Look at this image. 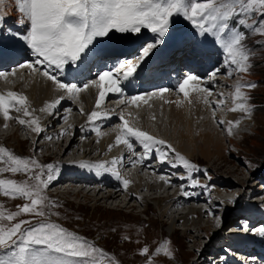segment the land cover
Listing matches in <instances>:
<instances>
[{"label": "snow or ice", "instance_id": "6c2138e0", "mask_svg": "<svg viewBox=\"0 0 264 264\" xmlns=\"http://www.w3.org/2000/svg\"><path fill=\"white\" fill-rule=\"evenodd\" d=\"M12 11L18 13L13 21L15 29L7 23ZM175 17H182L190 22L200 36L206 40L211 37L209 42L222 48L226 56L224 66L231 69L229 76L232 72L247 73L250 70L251 52L245 37L248 34L264 36V0H0V37L7 35L22 42L33 56L32 60L18 64L17 67L28 68L31 73L51 81L57 90L64 92L67 97L77 99L81 93L92 88L97 89L94 109L88 114V121L92 123L102 116L108 117V112L100 110L108 93H123L124 82L129 81L165 42ZM143 30L149 31L153 36L140 47L138 56L134 55L132 59H117L114 65L99 71L96 79L82 86L61 82L53 74L57 70L63 72L65 66H75V71L79 73L90 71V65L97 62L98 58L108 57L103 43L112 40L113 33L124 34L118 37L120 40L134 42L140 39L139 34ZM132 34H136L134 39ZM6 54L11 55L12 52H6L0 41V58ZM116 64L119 67H116ZM125 68L126 70L121 72V69ZM220 72V68H215L209 75L214 79ZM14 74V70L0 71V78ZM204 83L207 82H203L202 77L189 72L181 78L176 90L186 99L190 92H207L208 96H211L212 91L205 87ZM255 87V83L238 80L232 95L234 107L230 111L239 110L250 115L253 106L249 103V95L242 89ZM167 91L170 89L163 88L150 95L162 96ZM220 96L221 99L216 102L217 107L224 103L223 94ZM64 99L65 95L58 96L47 102L40 111L51 116ZM141 99L143 97L140 95L132 96L130 103L136 105ZM205 103L212 102L205 99ZM13 111H22L23 116L30 119L13 117ZM67 111L70 112L71 109ZM81 112L83 113V109ZM0 115L5 121V126L10 119H16L20 125H27L37 135L44 131L39 117L32 115L28 97L22 93H0ZM120 120L122 123L118 126L119 134L115 137L116 145L127 146L135 155L133 141H136L144 150L143 156L135 161L130 160L129 163H142L156 153L160 163L168 161L174 168L182 166L189 173L187 178L192 180L191 186H198L191 176L192 172L198 170L196 165L176 152L167 141L136 127L123 114ZM218 123L222 124L223 121ZM239 123L240 121L230 122L229 134L232 127L238 126ZM99 134L97 131V135ZM111 147L112 145H109V150ZM172 153L174 157L169 160ZM123 160L124 157L121 156L113 157L111 161H82L78 166L100 173L111 172L127 189L130 181L122 178L117 170ZM0 164L5 165L0 167V174L25 173L29 177L23 182L0 179V195L27 201L22 206L18 205L16 211H5L3 205H0V264H119L113 253L47 218L48 215H58L51 212V209L58 205L45 194V190L58 177V165H42L33 157H20L5 147H0ZM180 178L185 179L183 176ZM160 179L164 180V177ZM23 214H32L44 219L35 225L29 220L16 221V218ZM209 215L215 213L209 212ZM250 230L264 237V225ZM161 252L168 258L173 255L167 242L155 249L156 254ZM148 253V247H144L140 252L141 255Z\"/></svg>", "mask_w": 264, "mask_h": 264}, {"label": "rangeland", "instance_id": "374dc122", "mask_svg": "<svg viewBox=\"0 0 264 264\" xmlns=\"http://www.w3.org/2000/svg\"><path fill=\"white\" fill-rule=\"evenodd\" d=\"M178 19L179 20L177 24L185 21L182 17H178ZM245 39L246 44L251 52V67L249 73L254 78V81L251 83L256 84V87L252 88V90L249 92V102L253 106V111L250 115H239L238 118L233 119L229 117V113L226 111L227 105L231 106V108L233 107L230 100L224 98L223 105L218 107L214 106V103H208L209 106L212 105L210 112H212L213 114V117L210 119L211 124L208 127L209 129H212L213 133H215L219 137L222 136L221 144L224 147V150H222L224 156L219 157L214 153L208 157H205L199 154L197 151H195L192 157H188L184 154L183 156L187 160L195 159L197 161L206 163L208 165V168L216 174V177L209 181V183L207 184V186H211L203 187V189H207V192L212 196V198H216L215 195L217 192V187L223 189L224 185H229V191H222L224 194L219 197L220 202L215 199V201L218 203H221L223 201L225 203L229 202L231 204V206L230 204H228V206L226 204L227 207L223 206L226 213L228 211V213L234 211L235 213L250 216V213H246L249 212L250 209L239 208L243 200L249 197V194L250 196H256L255 198H253V202L249 205V207L256 209H258L259 207L261 209H264V204L261 205V201H257L264 199V187H262V185H264V36L257 34H248L246 35ZM137 47L138 48H136L135 51L136 53H139V49L141 46ZM214 64L215 66L222 65L221 62H219L218 60H216ZM28 74L30 75V73ZM222 75H224L223 79L228 80V85H218V87H215L216 85H214L211 88V91L215 90V93L212 91V95L209 96L210 98L207 99L208 101L219 102V100L221 99L220 96L218 97L219 93H226L229 88L234 89L233 84L234 82H236V75H232L230 78L227 76V72H224ZM17 76V79L5 82L1 80V83H7V85L11 87H16V85H20V88H22L23 91L27 90L29 87V82L25 80L22 75L18 74ZM201 76H203V74ZM93 79L90 78L86 80H88L89 82ZM80 82L81 81H78L77 84H80ZM169 93L173 94V92H168V94ZM107 98L110 97H106V99ZM76 101L75 102L77 103L78 109L73 108L70 112H74L76 119H80L82 118V116H84V113L81 112V106L83 105H81L82 102L79 99H76ZM70 102L71 104H73L74 99L70 100ZM104 102L102 103V106L103 104H105ZM149 102L152 103L153 101ZM188 105L191 108V103L189 101L185 103V107L187 108L185 114L191 120L193 135H196L197 132L195 131V127L202 122V120L204 119V114L201 113V116L191 117L189 113L191 109L187 107ZM140 109L142 111L129 109L130 112H136V114L139 113L138 115L141 118L140 119L139 117L135 116L133 118L131 115V118L133 120L131 118L130 119L132 120L133 124L138 127L141 121L144 123L146 122V124L148 125L146 127L149 130H152V132L155 131L154 133H162L164 135L168 134L166 135L168 138H166L170 140L169 137L171 133V126L169 124V105L167 103L165 104L164 102L160 103V99H157V101L154 102V105L151 104V108H148L144 105L140 106ZM65 110L66 108H63L61 112H58L56 110L55 114L50 116V120L53 121V124H50L48 127L45 126L47 130L52 131V129L56 127L58 122L64 120L65 117H69V113L67 112L63 118H58V114L63 113ZM232 112L240 114L241 111L237 110ZM15 113L21 114L23 116V112ZM215 114H218L220 117L219 119L218 117L216 118L217 121L215 120ZM127 116L130 117V115H126V117ZM249 116H252V121L247 123L246 120L249 119ZM136 121L139 122V124H137ZM218 121H223V123H218ZM235 121H240L238 126L232 127L231 130L232 132H234V135H236V145L233 142H229V140L227 139V137L231 136V134L229 135L228 132V129L231 126L230 122ZM12 122L13 124L7 123V126H5V124L0 125V142L8 146V150L11 151L13 154H16L20 157H33L42 165L50 163L53 159L61 160L65 158H77V156H85V158H99L100 160L108 158V156L110 155L108 149H87L85 153H79L78 155H76V157H70V155L66 153L64 155H60V158L57 155L59 151H56V154L52 153L53 149L51 146H40L42 142H47L45 141V139L47 138H45L44 136L45 131H43L40 136L37 135V137H39L36 140L29 139L26 135L27 131L25 125H21L19 128H17V130H15L16 120L14 121L13 119ZM253 122H255V126H252ZM155 123L157 124L156 126ZM242 123L246 126H243L241 128L243 134L238 135V129L242 126ZM103 127L104 129L102 130V132L107 134V138L105 139L107 141L110 138L108 134L115 133L116 131L112 128L109 129V127L107 126ZM13 130L15 131V136H11L13 134ZM73 131V129L68 130V132L66 133L68 138L70 137V133ZM49 132L50 131H48V133ZM87 136V142H90L93 147L98 146L99 141H101V138L93 139L92 134ZM80 137L81 136L79 135V138ZM65 141L66 140H62V143L60 142L61 147L66 143ZM80 141L81 140L78 139L77 145H80ZM135 142L136 141H133L134 145H136ZM169 143L171 145L173 144L177 152L181 153L175 145L174 141H171ZM33 146L35 148H33ZM55 148L59 150L57 147ZM113 148H116L115 145ZM124 149L126 150L125 145ZM167 163L170 164V167H172L171 163H169L168 161ZM158 165L162 167V169H166L167 167L165 163H159ZM3 166L5 165L0 164V167ZM178 168L182 170L184 169L182 166L175 167L172 168L173 172H170V174H157V176L164 177L165 179L169 180L177 179L179 181H182V183H174V185H172L170 188L168 187V190H163L157 185L156 188L155 186L154 188H148L147 184L151 185L152 180L154 179V174L146 172V176L148 178H142V180H139V178H134L135 180L133 181L137 184H144L136 191L138 197H134L133 195L129 194L126 200L123 194L116 198L104 197V199H100V196L107 195V193L105 192H99V195L96 198H94L93 196L91 197L90 195L89 197H85L83 193L86 192L85 190H87L88 187L86 189L84 188L82 192L77 193V191L83 184L76 181L75 183L69 182L70 184L68 182L63 181L59 182L58 180L64 178L62 174H60L58 175L57 179L53 181L54 183H51L48 189L45 190V194L52 201H54L56 205H58L57 207L51 209V212L57 213L58 215H48L47 218L51 221L64 225V227L67 229L69 228V226L75 229L79 234H82L85 238L93 241L97 246L105 249L109 253H113L117 257V259L122 262V264H149L150 259L151 264H198L200 263V260H206V255L208 254V252H213L214 250H217V248L215 247L211 249L210 241L212 242L211 245L213 247V244L215 243L214 241L219 239V235L223 234V232H220V230L222 226H224V224H222L218 229H212L211 224L206 222L207 218L205 216L207 215H205V213H200L197 221L193 223L191 222V220L195 218L193 217L195 215H188L189 221L186 222V224L184 225L182 223V220L180 218L177 219L178 216H176L174 223L170 227H167V225H170L171 223V218L166 215H161V212L160 210H158V207L154 204V201L157 197L162 199L167 195L171 196L175 191L180 193L181 190L178 188H180L181 185H183V187H192V182H190V184H185V179L180 178L184 173L179 172ZM233 170L235 171L233 172ZM1 175H4L6 179H14L18 182H23L29 179L28 175L25 173H2ZM158 182L161 183L163 187L169 186V183H166L164 186L162 180L160 182V179H158ZM197 185L204 184L197 183ZM200 188L202 187L200 186ZM200 188L196 189V191L198 192ZM1 196L3 195H0V197ZM146 197L147 200H141V198ZM181 201L184 202L183 204L185 205L190 204L194 205L195 207H205V204H196L194 200L181 199ZM26 202L27 201L23 198L12 199L5 196H3L2 199L0 198V205H3L5 211H16L18 205L22 206ZM208 202L213 201L211 199ZM179 204L180 203H173V207L171 209L179 212L185 211V209L179 206ZM131 205H134V207ZM148 205L150 206V208H146ZM235 205L237 206L236 208L233 207ZM45 211L47 212L48 210L46 209ZM257 213L258 212H255V214ZM176 214L177 212L175 213V215ZM191 216L193 217V219L191 218ZM20 219L29 220L31 221L32 225H35L42 218L35 217L32 214H23L17 217L16 221ZM230 219L232 218L227 217V220ZM252 224L255 225L254 222ZM201 226L203 228H201ZM206 226H208L209 228L205 229ZM164 242H167V246L173 254L171 258L165 256L163 252L159 254L155 253V249L160 247V245ZM144 247L149 248V253L141 255L140 252ZM198 247H200L199 250L201 251V253L197 254L196 256V253L192 250H197ZM199 256L202 258L196 262V259Z\"/></svg>", "mask_w": 264, "mask_h": 264}, {"label": "bare ground", "instance_id": "6f19581e", "mask_svg": "<svg viewBox=\"0 0 264 264\" xmlns=\"http://www.w3.org/2000/svg\"><path fill=\"white\" fill-rule=\"evenodd\" d=\"M17 15H18V13L16 11H12L11 17L9 18V20L7 22L9 25H11L13 27V29L16 28V25L13 23V21L16 19ZM194 33H196V34L194 35ZM187 35H191V37H193V36H197L199 34H198V31L190 30V31H187ZM185 37H186V33H185ZM209 38H210V40L212 39L211 37H209ZM0 39H1V41H3L2 43H5L7 45H11L13 47L23 46L22 42L13 40L11 37H8L7 35H5L3 37H0ZM138 43H139V40L136 42V46H135L136 48H138L137 47ZM145 43H146V41H143L141 43V46L144 45ZM163 45H164V43L161 44L159 46V48L161 46H163ZM207 49L208 50H212L213 53H215V56H213L212 59H210V60L207 59V58L199 59V63L202 64L203 66L198 68V69L197 68H194V69L192 68V70H195L196 74H201V75L203 74V82H207V83H204L207 88L209 87L210 90H211V88L214 85H216L215 87H218V85L227 86L228 83H229L228 80H225L223 78H220V79L219 78H214L213 79L209 75L210 72L213 69H215V67L219 68L220 65L215 66L214 63H215L216 60L221 62L220 61V57L222 59V62H221L222 65L220 66L221 72H220V74H218L219 76H221L224 72H227V76L229 78L232 75H236V82L238 80L242 81L244 83H251V82L254 81L253 80L254 78L250 75L249 71L247 73L232 72L231 76L228 75V73L231 71V69L226 68L224 66V62H225L226 56L223 53L222 48L219 45L210 43V46ZM157 50H155L154 54L151 56V58L147 60V61H150V64L148 65L147 69L150 70L151 73H152V69L157 64V61H158L157 57L154 58ZM137 54L139 55L138 52H137ZM27 70H29V69L24 68V69H21V70H19L17 72H19V75H22V77H24L25 80H27L29 82L28 89L23 91L22 88H20V85H16V87H17V92L22 93V94H24V95H26L28 97L29 107H30V110H32V115L35 116V117H39L40 124H41V126L43 127V129L45 131L44 136L46 138L51 137L50 139H45V141H47V142H42L41 145H40L41 147H49V146H51L52 149H53L52 153L56 154L57 153L56 151H59V153H57L58 157H60V155H62V154L63 155L66 154V153L68 155H70V157H76V155H78L79 153H85L87 151V149H92V150H94V149H99V150L108 149L109 150V145H113V147L115 145L116 148L112 147L111 150H109L108 152H110V156H113V157H116V158H119V157L123 156L124 160H123V163L121 165L129 164V161L132 160V156H137V158H138V157H141V156L144 155V150L143 149H142L141 153H139L137 155L136 154L134 155L133 152L130 151L128 148L125 150L124 149V145L117 146L116 143H115V137L117 136L116 133L108 134L110 136V138L106 141L105 139L107 138V134L102 132V130L104 128H102V129L99 128L98 129L94 125L93 122L90 123L88 121V111H92L94 109L95 98H96V96L98 94V90L95 89V88H92V89H90L88 91H85V92L81 93L79 95V98H77V99H79L82 102L81 105H83V106H81V109H83V113H84L83 114L84 116H82V118L76 119V117L74 115V112H70L69 113L70 119L69 118L68 119H64L63 123H61V124H60V122H58L59 125H56L55 128L53 127L54 129H52V131L51 130H47L46 127H48L50 124L52 125L53 121L50 120V115H48V113L40 111V109L43 108L47 102H51L52 100L56 99L58 96L65 95V99L63 101H61L60 105L56 109L58 112H61V110H63V108L66 105H73L72 109H73V107L78 109V106H77V103H76L77 101H76V99H74V103L71 104L70 100H73V98H69V97L66 96V94L64 92L57 90L56 86L51 81H48L46 78L40 76L39 74H33V73H31L30 70L29 71H27ZM27 72L28 73L30 72V75ZM16 73L14 75H9V76L3 78L2 81L5 82V81H10V80L17 79L18 76H17ZM83 73H79V74H83ZM149 74L150 73H147L146 76L149 75ZM136 76H137V73H135L132 78H134ZM93 78L96 79L97 77H92V79ZM86 79H88V78H85V76L79 78V81H81V82H80V84H78V86H82L84 83H87L88 80H86ZM236 82H234L233 86H235ZM164 84H165V82H164ZM1 90H3V89H1ZM137 90L138 89H133V88L126 89L125 88V89H123V93L124 92L128 93L129 91H131V92L136 91L137 92ZM234 90L235 89H233V88H229L226 93H223V92L219 93L218 97L220 96V94H223V99L225 98V99L230 100L231 104L234 107L233 100H232V95L234 93ZM242 90L246 91L247 94L249 95V92L252 89H242ZM168 92H171V93L173 92V94H170V93L168 94ZM213 92L215 93V90ZM119 95H121V94L108 93V95H107V97H110L111 100H112V101L110 100L111 103H110V101H109V103L114 107V111H120L125 106L126 103L130 102L129 101L130 100L129 96L124 95L123 98H120ZM137 95L142 96L144 94H143V92H141V93H138ZM174 95H176V96H174ZM158 97H160V100H162V103L164 102L165 104L167 103L169 105V118H170L169 124L171 126V133H170L169 139L172 142L173 141L175 142V145L177 146L178 150L182 154L187 155L188 157H192L193 154L195 153V151H197L199 154H201L202 156H205V157H208V156H210V155H212L214 153L216 155H218L219 157L220 156L221 157L224 156L223 153H222V150H224V147L221 144L222 143V136L219 137L218 135L213 133L212 129H209V127H208L211 124L210 123V121H211L210 119L213 117V114H212V112H210V109L212 108V105L209 106L208 103H205V99L210 98L208 96L207 92H206V94H205V92H201V93L190 92L189 93V97L186 99L182 93H179L177 90H171V91L165 92L162 96L158 95L157 98ZM116 98H117V100H116ZM143 100H144V97H143V99L139 100L138 103H141ZM188 101L191 103V108L189 107V105L187 106V107H189L191 109L190 112H189L191 117L201 116L202 115L201 113L204 114L203 115L204 119L202 120V122L195 127V131L197 132L196 135H193L191 120L185 114L186 109H187L185 107V103H187ZM216 102L217 101H213L212 102V103H214V106H216ZM105 105L106 106H102L101 105V108L105 107V109L108 110L107 104H105ZM230 109H231V106L227 105L226 111L229 113V117L230 118L236 119V118H238L239 115H243V116L245 115V113H242V112H240V114H237L236 112L230 111ZM66 113H67V110H65L61 114H58V118L59 119L63 118L66 115ZM130 113L133 114V116L140 118V116L138 115L139 113L138 114H136V112L135 113L130 112ZM11 114L13 115V117H20V118H24V119H30V117H24L21 114L15 113V111H13ZM131 114H130V117L127 116L126 119H129L130 122L133 124V122H132L133 119L131 118ZM126 115H128V112L126 113ZM215 117L216 118L218 117V119L220 118L218 114H215ZM251 118H252V116H249V119L246 120V122L247 123L251 122L252 121ZM12 120L7 121V123H12L13 124ZM15 120L16 119H14V121ZM109 123H110V119H106V121L103 124H109ZM3 124H5V121L3 120L2 115H0V125H3ZM88 124H90V125H88ZM15 125H16V127H15L16 129L15 130H17V128H19L21 126L17 122V120L15 122ZM156 125L157 124L155 123V126ZM146 126H148L146 124V122L144 123V122L141 121L140 125L138 127L141 128V129H144V127H146ZM243 126H246V125L242 123V126L239 127V129H238V133H239L238 135H242L243 134L242 131H241V128ZM252 126H255V122L252 123ZM25 127H26V131H27L26 135H27V137L29 139H33V140L35 139L36 140L41 135V134H39V136L37 137V134L32 132L31 129L27 125H25ZM69 129H73L74 133L71 132L73 134L70 133V137L68 138L66 133L68 132ZM48 131H50V132L48 133ZM97 131H99V133H100L99 135H97ZM150 131H152V130H150ZM250 131H251V128H250ZM90 134H92L93 139L101 138V141H99L98 146H94L93 147L90 142H87V139H88L87 135H90ZM7 135H8V133H7ZM79 135L81 136L80 138H79ZM166 135H168V134H166ZM11 136H15V131L14 130H13V134ZM78 139L81 140L80 141L81 142L80 145H77ZM227 139L229 140V142H233L236 145V143H237L236 139L237 138H236V135H234V132H232L231 136L227 137ZM62 140H66L65 141L66 143L61 147V143H62L61 141ZM135 144H136V145H134L135 150L142 148L138 144V142H135ZM55 147H57L59 150H57ZM33 148H35V147L33 146ZM113 157H111V160H112ZM153 157H154V154L149 156L147 159L143 160L142 163L140 162V164L142 166H147L149 164V161ZM96 159H97V161L103 160V159L99 160V158H96ZM104 159H106V158H104ZM223 165H224V163H223ZM152 170H153V174H154V179L152 180L153 186H152V183L150 182L151 185L147 184L148 188H154V186L156 188V185H157V186L161 187L163 190L164 189L168 190L172 185H174V183H176V184L182 183V181H179L177 179L169 180V179H165L164 178V180H162V183L165 186V184H166L165 181H169L168 182L169 186L163 187V185L158 182V179H160V176H157L158 173H156V172L163 171L164 168L162 169V167L157 165V166L153 167ZM234 171L235 170H233V172ZM60 174H62L63 177L73 176L72 179L74 181H76V182H80L81 181L80 183H82L83 185L79 188V190L77 189L78 190L77 193L82 192V190L84 188L86 189L88 187V189L85 190L86 192L83 193V195L85 197H89V195H90L91 197L93 196L94 198H96L99 195V192L107 193L106 196H100L99 197L100 199H104V197L116 198L118 196H121L122 194L124 195L125 200H126V198H127V196L129 194L133 195L134 197H138V195L136 194V191L141 186L144 185V184L141 185V183L137 184V183L133 182L134 180L132 179V180H130L131 182H130V184H129L127 189H125L122 186H117V180L118 179L111 172H108V173H97L93 177H85V178H84L83 175H79L78 173L69 174V176L65 172L64 173H60ZM60 174L58 173V175H60ZM139 177H140L139 180L140 179L142 180V178L143 179L148 178V177H141V176H139ZM155 177H156V179H155ZM160 182H161V179H160ZM52 183H54V182H52ZM147 185H145V186H147ZM198 188H200L199 185L197 187H188V186H184L183 188L180 187V188H178V189L181 190L180 193L175 191L171 196L167 195L166 197H164L162 199L158 198V197L155 199L154 204L158 207V210H160L161 215H166V216H169V218H171V221H170L171 223H170V225H167V227H170L174 223V220H175L176 216H178L177 219L180 218L182 220V223L184 225V224H186V222L189 221L188 215H190V214L192 216L195 215V216H193V217H195L194 219L191 216V218L193 219V220H191V222L193 223V222L197 221L200 213H202V214L205 213V215H207V216H205L207 218L206 222L212 224V220H213L215 215H209V212H214L216 214L217 211L219 210L218 208H220V206L227 207L228 204H230L229 202L225 203V202L222 201L221 203H218V202L215 201V199L218 200V201L220 200L219 197L224 194L222 191H229L230 190L228 184L224 185L223 189L222 188L220 189V187L216 188L217 189V192H216V195H215L216 198H212V196L207 192V189H203V187L200 188L199 191L197 192L196 189H198ZM257 191H259V190H257ZM206 192H207V194H206ZM91 194H93V195H91ZM133 196H131V197H133ZM0 198L2 199L3 196H1ZM181 199L194 200L196 204H198V203H201V205L205 204V207H201V206L195 207L194 205H190V204L185 205V204H183L184 202H182ZM208 199L209 200L212 199L213 202H208L209 201ZM97 200H99V199H97ZM141 200H143V201L147 200V197L146 198H141ZM257 201L260 202L262 200H257ZM185 202H187V201H185ZM129 203H130V201H129ZM173 203H176V204L180 203L179 206L184 208L185 211L179 212V211L172 210L171 208L173 207ZM226 204H227V206H226ZM131 206L134 207V205H131ZM230 206H231V204H230ZM148 207L150 208L149 205L146 208H148ZM233 207L236 208L237 206L235 205ZM169 211H171V212H169ZM176 212H177V214L175 215ZM255 212H258V213L255 214ZM260 212L263 213V214H261ZM241 213H244V212H241ZM246 213H250L251 214L252 222H254L255 225L256 224H264V209H256V208H252L251 207L249 212H246ZM202 226H205V225H202ZM202 226H201V228H203ZM186 228H183V229H186ZM206 228H209V227L206 226L205 229ZM218 228H216V229H218ZM216 241L217 240L214 241L215 243L213 244V247L211 245L212 242L210 241L211 249L214 248V247L218 248V246L216 244ZM199 249H200V247H198L197 250H195V249L192 250V251H194L196 253V256H197V254L201 253V251ZM216 251L217 250H214L213 252H216ZM201 258L202 257H200V256L197 257L196 262L198 260H200Z\"/></svg>", "mask_w": 264, "mask_h": 264}, {"label": "trees", "instance_id": "16d2710c", "mask_svg": "<svg viewBox=\"0 0 264 264\" xmlns=\"http://www.w3.org/2000/svg\"><path fill=\"white\" fill-rule=\"evenodd\" d=\"M258 209H261V208H258Z\"/></svg>", "mask_w": 264, "mask_h": 264}]
</instances>
